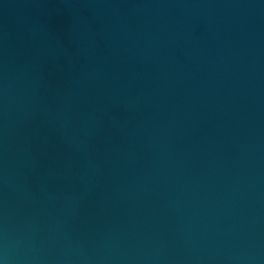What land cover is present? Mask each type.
<instances>
[{"label":"water","instance_id":"water-1","mask_svg":"<svg viewBox=\"0 0 264 264\" xmlns=\"http://www.w3.org/2000/svg\"><path fill=\"white\" fill-rule=\"evenodd\" d=\"M0 264H264V0H0Z\"/></svg>","mask_w":264,"mask_h":264}]
</instances>
